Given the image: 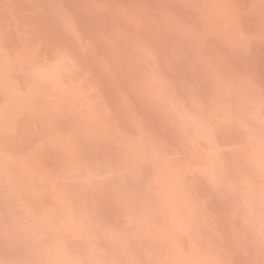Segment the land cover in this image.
Listing matches in <instances>:
<instances>
[{
	"label": "rangeland",
	"instance_id": "374dc122",
	"mask_svg": "<svg viewBox=\"0 0 264 264\" xmlns=\"http://www.w3.org/2000/svg\"><path fill=\"white\" fill-rule=\"evenodd\" d=\"M57 4L71 12L78 25V36L74 37L66 27ZM137 38H143L145 45L156 53L159 57L156 63L146 52L137 54ZM116 62L122 69L119 77L108 70ZM209 65L233 82L232 113L244 120L246 108L251 112L258 103L250 94L247 81H253L257 88L264 81V0H0V78L8 81L9 86L18 87L21 105L20 111L13 114L20 130L4 129L1 133L4 134L1 138L6 141L4 149L0 150L1 158L8 161L17 149V161L23 164L18 168L9 162L7 170L12 184L23 197L30 199L31 205L21 210L25 200L20 195H13L11 199L14 197L12 201H17V211L25 214L29 225L43 230L13 241V254H0V261L44 264L62 257L63 264H107L114 257L115 244L119 243V255L125 252L123 242L131 238V249H143L155 255L157 261L167 264H264V243L261 241L264 179L258 180L262 175L253 177L245 172L237 178H229L230 195L237 201L245 200L242 204L247 206L248 214L244 224L249 237L230 240L227 260L223 259L222 253L226 245L222 244L215 253H208L209 257L186 258L185 254L189 255L193 246L191 239L185 237L181 226L169 227L164 219L167 216L165 210H157L154 205V202H163L167 195L168 174L178 166L182 167L186 157L190 158V150L180 135V125L182 121L187 124L189 135L196 139L198 124L188 120L185 113L192 108V87L203 97L210 98L214 94ZM35 69H43L45 73L35 75ZM17 76L31 82L28 85L23 81L16 82ZM143 80L147 81V87L143 84L135 86L134 82ZM30 86L33 94H29ZM70 86H74L71 94ZM80 92L84 99L79 102ZM12 97L5 94L0 107L9 105ZM24 98L29 100L28 105ZM245 100L247 104L243 103ZM10 121L5 117L0 124L7 126ZM80 122H84L80 124L85 127L83 132L69 128L76 129ZM137 131L156 143L167 157L151 165L133 162L136 167L149 169L147 178L151 180L153 194L144 200L145 209L151 211V216L132 228L123 221L121 208L113 209L110 214L108 210L94 213L104 219L107 227L97 228L95 222L89 223L86 229L94 233L89 241L73 243L68 239L62 247L59 245L60 252H57L59 243L56 240L60 242L63 232L73 233L84 227L76 222L69 230H62L65 227L54 222V218L50 221L58 215L50 209L68 210L71 195L56 189L52 204H45L49 196L42 184L46 170H51L57 185H69L78 176L86 177L90 186L101 191L96 198L104 200L100 203H104L102 207L109 199H115L110 195L114 185L138 194L144 179L143 171L119 175L117 181H113L112 170H105L110 162L128 166L127 153L121 151L116 137ZM250 141L254 144H248ZM259 141L261 137L257 130L245 147L262 145L257 143ZM81 143L88 150L101 146L103 151L95 156L89 154L79 165L72 162L76 159L69 157ZM46 144H51L55 151L54 160L49 164L40 160ZM107 150L109 152L105 154ZM63 152L68 155L66 159ZM201 162L208 164L203 151L194 161L196 166L204 167ZM253 163L264 165V149L255 153ZM184 179L177 191L191 195L194 180ZM28 181L37 183L36 195L24 194L23 184ZM220 192L221 188L217 186L214 194ZM34 196L46 198L44 207L37 206ZM140 208L143 206L134 209ZM59 213L60 219L65 218V211ZM91 213L84 212L86 215ZM111 217L122 218L112 225L108 221ZM149 221L151 228L145 227ZM217 227L215 224L212 229ZM178 229L183 238H177ZM166 235H169L171 245L181 239L185 245H174L176 249L163 259V244L169 241L164 239ZM208 242L204 238L203 245ZM22 246L25 250L20 249ZM116 262L124 264L123 261ZM54 264H58L57 261Z\"/></svg>",
	"mask_w": 264,
	"mask_h": 264
},
{
	"label": "bare ground",
	"instance_id": "6f19581e",
	"mask_svg": "<svg viewBox=\"0 0 264 264\" xmlns=\"http://www.w3.org/2000/svg\"><path fill=\"white\" fill-rule=\"evenodd\" d=\"M2 70V67L0 66V71ZM37 70V71H36ZM35 75L36 73L43 74L45 71L43 69H35ZM16 82L23 81L22 83L25 85H28L31 81H26L23 76H17ZM9 82H5L4 79L0 78V100L1 98L6 95H13L11 99V103L9 105L0 107V123L2 122V119L5 117H8V119H11L10 124L7 126H1L0 124V150L4 149V145L6 143L5 140L1 138L2 131L4 129H11L12 131L20 130L19 125H17V121L15 116V112L20 111L21 105H20V99H19V92L16 90L18 87L9 86ZM33 84V83H32ZM74 86H70L69 93L71 94L72 88ZM31 88L29 94H33V88ZM22 88L20 87L19 90ZM37 89V88H36ZM81 93V92H80ZM78 93V94H80ZM74 96H77L75 93ZM244 96V95H243ZM80 97V98H79ZM247 98V97H246ZM81 99H84V94L81 93L78 96V101L80 102ZM24 102L29 103V100L24 98ZM247 100L243 101V103H246ZM74 103V102H73ZM76 104V103H74ZM247 104V103H246ZM1 106V105H0ZM29 107V106H28ZM50 108V105L48 106ZM177 108V107H176ZM78 108H74L73 110H77ZM236 110H239V108H235ZM72 110V109H71ZM232 110V109H231ZM246 117L247 119L248 114L250 113L246 108ZM84 124V122H80L77 125V128L75 129L73 126L69 127L72 131L73 129L76 131H79L78 133H81L84 131L85 127L80 124ZM73 128V129H72ZM257 130H259L257 128ZM263 143L261 141L257 142ZM248 144H254L248 142ZM255 145V146H248L244 147V154L241 158L238 159H232L226 164L225 171L222 175L217 174L216 181L217 183H209L208 180L196 177L193 178L192 176L188 175L187 170L184 171V169L180 166L174 169L173 172L168 174L170 177L169 182L166 186V192L167 195L164 198L163 202L156 203L154 202V205L157 206V210H165L167 216H164V219L167 220V223L169 224V227L176 229L179 226L182 227V229L185 232V237H188L191 239V243L193 246L191 247L190 254H185V257L188 259H196L198 260V257H203L204 255L209 257L208 253H215V251L218 250L219 244L226 245V248L223 250V259L227 260L229 257V249L228 244L231 242L230 240H233L237 237L241 238H248L249 234L247 232V229L245 228L244 221L246 222L245 218L248 214L247 206H244L242 204V201H245L242 199L241 201L236 198H233L230 193H232L231 187H229V178L230 176H234L237 178V175L247 172L251 176H261L258 180L264 179V165H260V163H253L255 153L259 152L260 150L264 149V145ZM85 144L81 143L77 149V151L72 154L69 158L73 157L72 160L76 161L79 165L83 163L85 158L90 154L92 156L97 155L99 152H102L101 146H94L91 150H88L85 148ZM88 150V151H87ZM247 150V151H245ZM16 156L15 157V153ZM44 153V156L40 157V160H44L49 164V162H53L55 157V151L51 144H46L45 148L41 151ZM109 151L107 150L105 154H107ZM1 151H0V254L9 255L13 254L15 247L11 244L13 241H15L18 238H26L30 236L32 233L43 232V230L40 227L29 225L28 219L25 216L22 211H17L16 202L12 201L14 197L11 196L16 195L17 197L20 195V198H23L24 201V207L21 208V210H26L29 205H31V201L29 198L23 197L22 194L18 191V189L15 188V186L12 184L10 179V172L8 169V163L11 162L16 165L18 168L22 166L23 163L17 161L19 159V156L17 154V149L12 152V155L9 156L8 161L1 158ZM64 158L68 155H66L63 152ZM10 160V161H9ZM17 161V163H16ZM70 161V160H66ZM23 162V161H22ZM45 163V164H47ZM201 165L205 164L204 167H207V163L202 162ZM198 167H201L199 164ZM23 169V167H22ZM170 168H167V170ZM106 171H111L112 168L110 164H107L105 166ZM186 173V178L184 179V175ZM187 179H193L194 182L192 187V194L191 195H185L181 193L180 191H177L178 188H180L182 181ZM87 178L78 176L76 179L72 180L69 185L66 184H56L54 175L52 174L50 169L46 170L45 179L42 183L43 186H45L46 191L48 192L49 196H47L45 199L43 196H34L33 199H35L38 207H44V200L45 204L47 202L50 206L53 201V195L55 194L56 189H58L61 192L70 194V207L68 210L63 209L61 207H57L55 210H52L54 214H58L56 217H52L50 221L59 223L63 228L62 230H69L71 226L76 223L80 222V224L84 227L81 228V230H75V232H63L60 242L59 240H56L59 244L57 246V252H60V246L62 247L64 244L68 243V239H70V242L73 243H80L86 240L89 241L90 237L94 235V233L88 229H86V225L92 222H95L97 228L101 227H107L105 225L104 219L100 218L98 215L95 214H101L102 210H108V214L112 212L113 209H119L121 208L122 213H124L123 221H126L128 225L135 227L136 225L139 226L140 223L146 222L147 219L151 216V211H146L144 200L145 197H149L150 195L141 197L139 196V193L136 194L135 192H130L134 194L135 198L133 201H126L117 198H111L109 199V202L106 204L105 207H102L104 204L101 201H104L101 199V201L96 198L98 195L101 194V191H97L94 189V186H90L87 183ZM113 181H117V177H113ZM123 181H125V178H123ZM220 183V184H219ZM222 183V185H221ZM258 183V182H257ZM37 184V183H36ZM35 182L28 181L23 184L24 187V194H33L36 195L35 192L38 190ZM221 188V192L218 194H214V191L216 187ZM227 187V188H226ZM89 188V189H88ZM98 190H101V187L98 188ZM52 194V196H50ZM94 194V195H93ZM38 197V198H37ZM162 197V196H161ZM21 198V199H22ZM37 198V199H36ZM51 198V200H50ZM17 199V198H15ZM107 199V200H108ZM50 200V201H49ZM19 201V199H18ZM118 201V203H114ZM22 202V201H21ZM20 202V203H21ZM113 205L110 207V205ZM212 204V206H211ZM75 205V206H73ZM136 206H143V208L140 209H134ZM92 212L89 215L84 214L85 211ZM60 211H65V218L60 219L62 216L60 215ZM95 213V214H94ZM122 217H120L121 219ZM78 219V220H77ZM120 219L112 218L111 220H108L112 225H115L117 222H120ZM75 220V222L73 221ZM152 221V219L150 220ZM149 221V223L145 224V227L151 228L152 223ZM217 224V229H212V226ZM118 225V224H117ZM10 229V233H9ZM86 229V230H85ZM84 230V231H83ZM140 231V229H138ZM181 229H178L176 231V234L178 235L177 238H183L181 233H179ZM47 232V231H45ZM56 234V233H55ZM52 235V234H51ZM169 235L164 236V239L169 240L168 243L164 242L163 244V259L165 256H169L172 254L173 250L176 249V247H173L174 245H185L184 240H178L174 245H171V240L168 238ZM254 238H257L258 236L252 235ZM204 238L208 239V243L203 245ZM92 239V238H91ZM113 243V242H111ZM125 244V252L118 255V249L117 246L119 243L115 244V251H114V257L112 261H108L106 259L107 264H117L116 261H119L120 263L123 261L124 264H154L156 262L157 258L153 254L147 253L145 250L140 248H133L130 247L131 244V238H129L126 242H123ZM173 243V242H172ZM55 244V242H54ZM231 244V243H230ZM56 245V244H55ZM60 245V246H59ZM21 250H25V246H22L20 248ZM181 249V247L179 248ZM219 253V252H218ZM56 254V249H55ZM52 255V254H51ZM54 256V254L52 255ZM120 256V257H119ZM111 259V258H110ZM116 260V261H115ZM58 264H63V258L57 257L53 259V261L44 263V264H54L56 262ZM0 264H6L4 261H0ZM8 264V263H7Z\"/></svg>",
	"mask_w": 264,
	"mask_h": 264
},
{
	"label": "snow or ice",
	"instance_id": "6c2138e0",
	"mask_svg": "<svg viewBox=\"0 0 264 264\" xmlns=\"http://www.w3.org/2000/svg\"><path fill=\"white\" fill-rule=\"evenodd\" d=\"M56 8L62 14L65 25L71 30L72 35L78 36V25L71 12L66 10L62 4H57ZM139 52L149 54L153 63L159 59L156 53L145 45L143 38H137V54ZM208 69L211 73L209 79L214 94L210 98L203 97L197 88L192 87L190 89L192 108L185 115L188 120L198 124L199 132L194 140L189 135L187 124L181 122L180 135L183 143L190 150V158L186 157L181 166L193 178L200 177L208 180L209 183H215L217 174L222 175L224 173L226 164L230 160L243 156L245 144L253 138L257 128L261 142L264 143V81L258 88L253 81H247V88L252 97L258 100V103L254 110L248 114L247 119L241 120L236 118L231 110L230 102L234 92L233 82L225 75L216 73L210 65ZM108 70L119 77L122 69L119 62H116L110 65ZM134 83L136 87H140L141 84L147 87L146 80ZM116 140L121 146V151L127 153L128 166L110 162L112 168L110 174L115 177L129 173L140 174L143 171L144 179L141 183L139 196L152 195L153 186L151 180L147 178L149 169L136 167L133 162L138 161L144 165H151L162 158L166 159V155L162 153L156 143L149 140L147 136H141L138 131L132 135L117 134ZM201 151L207 157V167H197L194 163L199 158ZM111 195L127 201H133L135 198L134 194L126 192L122 186L116 185L113 186ZM261 241L264 243V229L261 231ZM154 264H167V262L156 261Z\"/></svg>",
	"mask_w": 264,
	"mask_h": 264
}]
</instances>
